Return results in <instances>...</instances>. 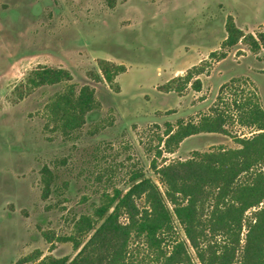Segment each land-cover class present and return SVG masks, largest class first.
Listing matches in <instances>:
<instances>
[{
	"label": "rangeland",
	"instance_id": "obj_1",
	"mask_svg": "<svg viewBox=\"0 0 264 264\" xmlns=\"http://www.w3.org/2000/svg\"><path fill=\"white\" fill-rule=\"evenodd\" d=\"M229 16L257 36L264 0H0V264H34L27 257L37 252L73 258V243L61 238L93 212L103 191L127 189L138 169L160 183L151 162L168 122L198 121L213 105L238 115L235 97L264 107V46L257 53L242 41L223 48ZM103 60L125 67L112 83L102 75ZM39 65L69 69L78 89L96 90L100 107L71 136L48 125L46 107L66 83L19 96L16 87ZM196 65L204 71L179 91L177 77ZM227 125L229 135H192L158 164L238 148V137L258 132L235 116ZM44 165L57 175L48 198Z\"/></svg>",
	"mask_w": 264,
	"mask_h": 264
},
{
	"label": "trees",
	"instance_id": "obj_2",
	"mask_svg": "<svg viewBox=\"0 0 264 264\" xmlns=\"http://www.w3.org/2000/svg\"><path fill=\"white\" fill-rule=\"evenodd\" d=\"M226 30L223 48L242 41L257 53L264 46V31L257 36L247 34L232 16L227 19ZM226 54L222 52L221 58ZM100 66L110 83L125 70L108 60L101 61ZM194 71L201 74L204 69L196 65L185 76L177 77L184 81L179 91L191 82ZM100 77L97 74L95 78ZM72 81L69 69L39 65L16 88L23 98L32 89L66 83L46 107L48 125L53 124L54 130L68 137L100 107L94 87L78 89ZM193 86L200 91L201 79L196 78ZM228 87H233L231 82L222 85L220 100L226 101L223 94ZM231 100L238 115L213 105L198 121L179 120L176 126L168 122L165 138L160 137L164 146H157L151 162L160 183L138 169L131 173L127 189L103 191L93 212L80 215L74 233L61 238L73 243L77 250L73 258H41L37 252L27 260L34 264H264V107L252 97ZM234 116L242 125L258 131L250 137H238L240 147L196 150L185 160L158 164L165 151L175 152L192 135H229L227 124ZM41 172L42 196L48 198L57 175L48 165Z\"/></svg>",
	"mask_w": 264,
	"mask_h": 264
}]
</instances>
